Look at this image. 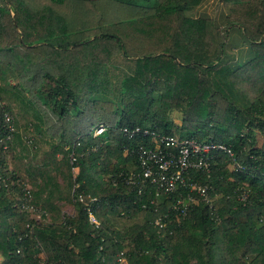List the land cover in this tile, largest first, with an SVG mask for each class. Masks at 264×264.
I'll return each instance as SVG.
<instances>
[{
    "label": "trees",
    "instance_id": "16d2710c",
    "mask_svg": "<svg viewBox=\"0 0 264 264\" xmlns=\"http://www.w3.org/2000/svg\"><path fill=\"white\" fill-rule=\"evenodd\" d=\"M203 1L0 0L2 264H264V0H224L253 52L235 65L216 20L191 14ZM75 63L109 66L112 95L89 97L109 126L66 145L19 76L47 67L39 101L59 118L79 115ZM136 126L232 148L210 171L186 174L209 186L213 206L184 185L164 191L148 179L139 192L138 149L156 142L123 131Z\"/></svg>",
    "mask_w": 264,
    "mask_h": 264
},
{
    "label": "built area",
    "instance_id": "2783aa9c",
    "mask_svg": "<svg viewBox=\"0 0 264 264\" xmlns=\"http://www.w3.org/2000/svg\"><path fill=\"white\" fill-rule=\"evenodd\" d=\"M109 124L101 122L97 124L92 131L93 135L104 133L108 129ZM123 131L129 136L134 134L151 135L156 142L155 146L147 147L140 146L138 149V161L142 166V181L139 192L143 190L146 180L155 182L159 189L164 191L175 190L179 185L189 186L190 190H195L202 196L203 200L213 206L214 198L209 192L208 185H202L198 182L186 181V174L193 169H203L210 171L212 163H215L219 152H226L233 155L231 147L225 143L214 140L200 141L193 138H181L172 135H163L149 127L136 126L133 128L124 127ZM77 157L72 154V161ZM133 176L130 180L133 181ZM80 199H84L82 196ZM190 200H195L196 197L189 195ZM182 204L180 206L183 213L187 212L188 202L185 199H179ZM25 209L32 211L34 208L27 204L22 205ZM90 219L99 224L96 216L89 209Z\"/></svg>",
    "mask_w": 264,
    "mask_h": 264
},
{
    "label": "rangeland",
    "instance_id": "374dc122",
    "mask_svg": "<svg viewBox=\"0 0 264 264\" xmlns=\"http://www.w3.org/2000/svg\"><path fill=\"white\" fill-rule=\"evenodd\" d=\"M223 0H209L212 4L210 6L213 10L222 3ZM233 32V29L229 31ZM233 40L229 43L231 45ZM107 64H99L94 67H85L76 65L73 67L70 81L75 89L79 104L82 111L79 115H71L65 118H59L57 115L52 113L51 107L49 105L43 104L39 101L37 96L38 89H45L48 80L45 77V72L47 67L43 65H37L29 67L23 74L19 76V81L27 88L30 96L34 99L38 105L43 109V114L45 116V127L48 129L49 134L52 135L57 141L62 144L69 145L72 143L79 135L85 131H90L94 129L97 124L105 122L107 116L99 115L93 112V108L90 104V95L96 91H103L108 95H112V84L111 79L108 74ZM172 119L180 122V113L173 111L171 113ZM35 132L36 129H35ZM262 141V136L259 135V142ZM44 147H48L44 145ZM7 165L11 167L9 160ZM77 173L78 168L74 169ZM108 177V176H107ZM244 197H242L243 199ZM63 210L67 214H73L75 211L74 205L72 203H63ZM30 215L37 220L42 218L41 213L37 209L30 211ZM49 217L47 218L48 221ZM130 224L131 221L128 219H122L120 224ZM42 259H45V253L42 251L38 252Z\"/></svg>",
    "mask_w": 264,
    "mask_h": 264
},
{
    "label": "crops",
    "instance_id": "0c3cea01",
    "mask_svg": "<svg viewBox=\"0 0 264 264\" xmlns=\"http://www.w3.org/2000/svg\"><path fill=\"white\" fill-rule=\"evenodd\" d=\"M210 6H212V4L209 2V0H204L200 5L196 6L193 9V11H191V14L194 16L212 17L222 28V30L226 35V46H225V53L223 56V60L226 62H230L233 65L243 63L249 60L253 55L250 41L246 37L244 31L239 26L228 25L227 23V14L229 10L228 3L223 0L222 3H220L217 6V8H214L215 10H213ZM232 29L233 32L230 33L229 31ZM231 40L233 41L230 45L229 42ZM76 65L81 67L82 66L94 67L99 65V63H90V64L75 63L71 66V69L69 71V77L71 75L73 67H75ZM2 261H3V255L0 253V264H2Z\"/></svg>",
    "mask_w": 264,
    "mask_h": 264
}]
</instances>
